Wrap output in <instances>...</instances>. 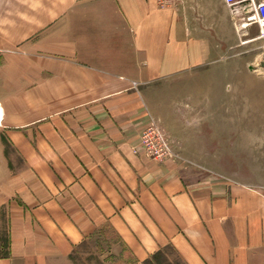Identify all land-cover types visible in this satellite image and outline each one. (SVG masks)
<instances>
[{
	"label": "crops",
	"instance_id": "obj_1",
	"mask_svg": "<svg viewBox=\"0 0 264 264\" xmlns=\"http://www.w3.org/2000/svg\"><path fill=\"white\" fill-rule=\"evenodd\" d=\"M12 8L0 22V264H264V189L215 169L189 94L224 67L223 0ZM150 123L177 160L134 152ZM87 244L107 252L79 261Z\"/></svg>",
	"mask_w": 264,
	"mask_h": 264
},
{
	"label": "rangeland",
	"instance_id": "obj_2",
	"mask_svg": "<svg viewBox=\"0 0 264 264\" xmlns=\"http://www.w3.org/2000/svg\"><path fill=\"white\" fill-rule=\"evenodd\" d=\"M12 1L0 0V22L4 17H12ZM233 22V40L229 41L227 58L219 62L224 67L213 73L212 79L217 82L211 87L189 89V94L195 98L193 113L205 116L194 126L198 129L203 123L202 127L209 131L203 137L212 143V156L221 165L215 169L232 179L264 189V35L255 24L245 28L241 27L245 21L235 19ZM200 92L205 99L199 105ZM139 151L147 156L141 147V136L134 149L135 153ZM7 240L6 220L1 218L0 253ZM106 252L101 244L96 247L87 244L78 251L77 257L79 261L90 262ZM155 261L151 264H167L162 256Z\"/></svg>",
	"mask_w": 264,
	"mask_h": 264
},
{
	"label": "built area",
	"instance_id": "obj_3",
	"mask_svg": "<svg viewBox=\"0 0 264 264\" xmlns=\"http://www.w3.org/2000/svg\"><path fill=\"white\" fill-rule=\"evenodd\" d=\"M176 0H157L160 8L172 6ZM233 19L245 21L241 27L257 25L260 34L264 31V0H223ZM141 147L146 155L155 160L177 159L163 129L151 123L141 135Z\"/></svg>",
	"mask_w": 264,
	"mask_h": 264
},
{
	"label": "trees",
	"instance_id": "obj_4",
	"mask_svg": "<svg viewBox=\"0 0 264 264\" xmlns=\"http://www.w3.org/2000/svg\"><path fill=\"white\" fill-rule=\"evenodd\" d=\"M8 248L9 247H8V240H7L5 247L2 248V252L0 253V257H5L8 255V252H9Z\"/></svg>",
	"mask_w": 264,
	"mask_h": 264
},
{
	"label": "bare ground",
	"instance_id": "obj_5",
	"mask_svg": "<svg viewBox=\"0 0 264 264\" xmlns=\"http://www.w3.org/2000/svg\"><path fill=\"white\" fill-rule=\"evenodd\" d=\"M263 35H264V31H263V33H262Z\"/></svg>",
	"mask_w": 264,
	"mask_h": 264
}]
</instances>
